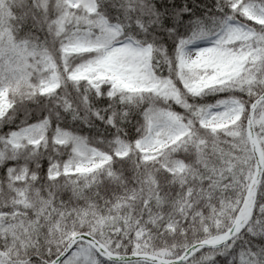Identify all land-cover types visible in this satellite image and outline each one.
<instances>
[{
    "label": "snow or ice",
    "instance_id": "snow-or-ice-1",
    "mask_svg": "<svg viewBox=\"0 0 264 264\" xmlns=\"http://www.w3.org/2000/svg\"><path fill=\"white\" fill-rule=\"evenodd\" d=\"M0 264H264V0H0Z\"/></svg>",
    "mask_w": 264,
    "mask_h": 264
},
{
    "label": "trees",
    "instance_id": "trees-1",
    "mask_svg": "<svg viewBox=\"0 0 264 264\" xmlns=\"http://www.w3.org/2000/svg\"><path fill=\"white\" fill-rule=\"evenodd\" d=\"M190 2H191V0H190ZM201 2H203V0H201Z\"/></svg>",
    "mask_w": 264,
    "mask_h": 264
}]
</instances>
